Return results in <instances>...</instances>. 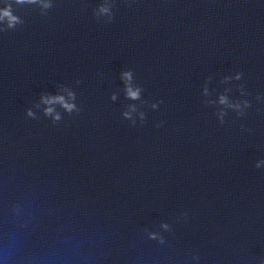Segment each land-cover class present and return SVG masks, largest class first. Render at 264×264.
I'll return each mask as SVG.
<instances>
[{
    "label": "water",
    "instance_id": "obj_1",
    "mask_svg": "<svg viewBox=\"0 0 264 264\" xmlns=\"http://www.w3.org/2000/svg\"><path fill=\"white\" fill-rule=\"evenodd\" d=\"M112 2L105 24L104 0H0L23 21L0 33V264H264V0ZM62 87L81 111L53 123Z\"/></svg>",
    "mask_w": 264,
    "mask_h": 264
},
{
    "label": "clouds",
    "instance_id": "obj_2",
    "mask_svg": "<svg viewBox=\"0 0 264 264\" xmlns=\"http://www.w3.org/2000/svg\"><path fill=\"white\" fill-rule=\"evenodd\" d=\"M15 3L18 5H39L41 8V14L47 15V12L49 9L53 7L52 0H15ZM113 2L112 0H104V3L101 4L93 13V17L97 22H101V18H103V23L105 24H111L115 20V13L112 11L113 8ZM0 24H6V27H0V33H3L9 29H15L17 25L23 24V21L20 19V17L13 14L11 5L9 4L7 7L0 9ZM120 78L124 83V95L125 98L131 101H142V93L144 92V88L141 85L134 84V72L129 69L127 71H122L120 74ZM243 78L242 72H236L234 76H225L222 82H227L230 80H241ZM211 80V77L208 78ZM77 84H80L81 81L77 80ZM62 92L67 93V99L64 95H41L40 103L43 105H47L48 107L44 108V116L50 117L53 121V123H56L61 120V116L55 112L52 105H59L62 107L69 115L73 114L74 112L78 115L81 109L74 103L76 99V94L74 91H72L68 87H62ZM228 91V89H226ZM240 93L241 95H246V92L243 88V86H240ZM203 95L208 96V88L207 83H205V86L203 88ZM117 98L116 94L113 93L110 97L112 101H115ZM257 101L264 102V96L258 95L256 97ZM163 103V101H158L156 103H152L150 107L153 110H156L159 106V104ZM206 103H212V101H206ZM218 103L220 105L225 106L226 108H230L233 111H235L237 117H242L246 114L245 110L252 107V103L249 100H243L238 102H231L229 101L228 97L226 95H220L218 98ZM40 105L37 104L35 107H39ZM138 112V109L135 104H130L127 106V110L122 112V116L129 120L131 123V126H136V120L133 119L132 114ZM26 116L29 118H36V114L32 111L31 108L26 109L25 112ZM227 115V113L223 110L217 113V118L220 122V124H224L225 120L224 117ZM139 120L141 122V125L146 120V115L144 112H138ZM162 123H158L156 127H161ZM264 166V159L259 160L255 163L256 168H261ZM186 215V213L182 214ZM160 228L164 231H171V226L168 223H161ZM148 239L150 240H156L160 244H164L165 240L164 237L159 232L149 231L147 229L144 230Z\"/></svg>",
    "mask_w": 264,
    "mask_h": 264
}]
</instances>
